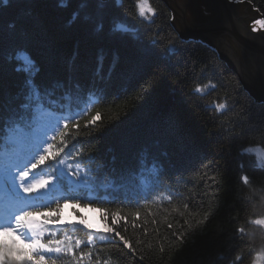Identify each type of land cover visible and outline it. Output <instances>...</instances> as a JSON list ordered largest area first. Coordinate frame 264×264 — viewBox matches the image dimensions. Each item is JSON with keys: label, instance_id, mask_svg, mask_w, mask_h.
Here are the masks:
<instances>
[{"label": "trees", "instance_id": "obj_1", "mask_svg": "<svg viewBox=\"0 0 264 264\" xmlns=\"http://www.w3.org/2000/svg\"><path fill=\"white\" fill-rule=\"evenodd\" d=\"M137 1L111 5L100 32L85 20L86 14L95 15V5L82 7L81 0H64L63 6L61 0H10L0 6V93L7 104L21 91L26 77L16 71L15 56L24 52L39 68L38 84L66 78L71 64L72 74L84 86L83 94L93 91L102 98L80 120L83 127L96 112L101 114L97 126L77 137L83 142L76 145L83 159L69 160L75 165L82 159V167L88 165L94 171L98 167L97 191L116 202L83 207L87 201H81L77 207L91 217L88 225L93 230L107 224L132 247L123 246L118 237L112 240V233H100L108 242L82 244L75 250L78 264H97V258L99 264H234L238 256L237 264H254L257 253H264V225L254 223L264 219V168L245 149H264V108H253L258 102L226 72L225 62L214 49L179 36L164 0H149L156 11L154 23L139 16ZM230 1L250 3L264 19V0ZM76 12L79 17L73 20ZM113 18L136 25L141 41L110 34ZM170 41L175 48L169 47ZM114 44L120 60L112 67ZM101 51L108 58L103 78L93 75ZM198 86L206 94L197 93ZM225 101L226 112L213 107ZM143 150L149 165L156 164L159 178L143 172L122 181V172L137 169ZM142 188L151 189L160 199L172 195L161 206L128 204L130 194H139L132 192ZM101 208L107 210V221ZM113 212L126 220L113 225ZM62 213L61 209L60 218ZM77 218L81 219L79 214ZM80 229L73 231V239L87 242V230ZM181 233L183 243L177 239ZM80 252L85 256L80 257ZM65 259L77 262L70 256Z\"/></svg>", "mask_w": 264, "mask_h": 264}, {"label": "snow or ice", "instance_id": "obj_2", "mask_svg": "<svg viewBox=\"0 0 264 264\" xmlns=\"http://www.w3.org/2000/svg\"><path fill=\"white\" fill-rule=\"evenodd\" d=\"M9 3L10 0H0V6ZM63 3L64 0H61L62 6ZM89 4L95 5V15L86 14L85 20L92 22L94 31L100 32L103 31L108 8L121 5L122 0H81L82 7ZM137 8L141 18H145L147 23H154L148 14L154 16L155 9L148 4V0H138ZM78 17V12L73 14V20ZM255 23L264 27V19ZM10 27L14 28V25ZM110 32L133 43H139L142 39L136 25L119 18H113ZM169 47L175 48V44L170 41ZM15 59L18 61L16 71L25 73L23 87L8 99L7 104L0 93V264H68L65 258L70 256L72 261H77L75 250L80 249L82 244L87 247L97 241L108 242V237L100 233H112V240L118 237L123 246L131 248L129 240L107 224L103 229L93 230L84 220L79 224L69 222L67 227L72 231L82 230L80 225L87 230V242L75 239L74 243L65 227H50L65 223L60 219L63 204L72 202L74 210L81 201H87L83 207L116 202L99 194L95 184L99 173L88 165L82 167L83 153L76 147L83 143L77 139L81 131L94 128L101 120V114L96 112L85 121L83 127L80 125V120L88 116L102 102V98L93 91H88L86 96L83 94L84 86L72 74L74 68L71 64L66 78H54L42 85L36 82L39 68L30 55L17 52ZM104 60L105 54L101 51L94 76L103 78ZM118 62L119 55L113 54L112 67ZM196 92L206 94L199 86ZM213 107L221 113L228 110L227 101L214 104ZM70 141L75 143L69 148ZM245 152L255 153L258 167L264 168V149L248 148ZM75 157L82 158L75 166L67 162L69 158ZM47 161L52 163L42 167ZM139 165L135 171L122 172L120 179H135L143 172H158L155 163L149 165L146 152L142 154ZM248 179L246 175L243 177L245 183ZM65 186H71L74 192L83 191L86 194L61 195ZM171 195L168 193L164 199H170ZM53 204L55 207H52ZM135 206H140L139 199L135 201ZM101 212L107 221V210L101 208ZM111 215L113 225L118 224L120 219L126 220L119 217L118 212ZM136 215L138 217L139 214ZM204 219L207 220V216ZM254 223L264 225V219H256ZM239 231L242 234L244 232L243 229ZM61 232L63 236L58 238ZM177 239L183 243L184 234L181 233ZM87 255L91 257V253ZM84 256L85 253L80 252V257ZM240 259L238 256L234 264ZM261 259H264V253H257L254 264H259Z\"/></svg>", "mask_w": 264, "mask_h": 264}, {"label": "water", "instance_id": "obj_3", "mask_svg": "<svg viewBox=\"0 0 264 264\" xmlns=\"http://www.w3.org/2000/svg\"><path fill=\"white\" fill-rule=\"evenodd\" d=\"M164 2L173 5L174 26L179 33L184 38L197 37L211 44L233 66L253 98L263 102L264 27L254 31L247 25L261 17L260 13L250 3L229 0L183 1V9L177 6V0Z\"/></svg>", "mask_w": 264, "mask_h": 264}, {"label": "bare ground", "instance_id": "obj_4", "mask_svg": "<svg viewBox=\"0 0 264 264\" xmlns=\"http://www.w3.org/2000/svg\"><path fill=\"white\" fill-rule=\"evenodd\" d=\"M230 1V0H229ZM167 4V3H166ZM169 7V6H168ZM152 8H153V6H152ZM154 9V8H153ZM170 9V8H169ZM171 11V10H170ZM155 15H156V11H155ZM154 15V16H155ZM154 16H153V18H154ZM262 17V16H261ZM144 19V18H143ZM145 20V19H144ZM153 20V19H152ZM251 21V20H250ZM175 29L178 31V29L176 28V26H175ZM108 32H109V30H108ZM110 34H112V33H110ZM178 34H179V36L180 37H183L180 33H179V31H178ZM195 39V40H197V41H199V42H202V43H204L202 40H199L197 37H189V38H184L183 37V39ZM120 43V42H119ZM118 44V43H117ZM204 44H206V45H208L207 43H204ZM116 46V44H114L113 45V50H112V52H111V56H110V60H112V55L113 54H117L118 53V50H117V48L115 47ZM209 46V45H208ZM211 47V46H210ZM212 48V47H211ZM213 49V48H212ZM215 50V49H214ZM216 51V50H215ZM217 53H218V56H219V58H221V60L223 61V62H225V64H226V66H227V68H226V72L227 73H229L230 75H231V77L233 78H235V79H238L239 81H240V83H241V85L243 86V88H244V90H245V92H247V93H249L251 96H252V94H251V92H250V90L248 89V87L246 86V84H244L243 82H242V80H241V78H240V76L238 75V73L235 71V69L233 68V66H231L222 56H221V54L218 52V51H216ZM14 56H15V53L13 54ZM106 60H108V58L106 59ZM106 60H104V62H106ZM120 60V59H119ZM232 73V74H231ZM229 75V76H230ZM233 75V76H232ZM233 78V79H234ZM193 86V85H192ZM172 88H173V85H172ZM171 88V89H172ZM174 90L173 91H175V88H173ZM178 90V89H177ZM264 102V101H263ZM155 125V124H154ZM156 126V125H155ZM211 147V145L209 146V148ZM212 148V147H211ZM251 148H254V149H263V148H260V147H251ZM145 152H147V150H143V153H145ZM251 155L252 156H255V158H256V154L255 153H251ZM256 161H257V158H256ZM47 162H52V161H47ZM46 162V163H47ZM139 162V161H138ZM72 164H73V162H71ZM74 165V164H73ZM139 164H138V167H137V169L139 168ZM91 167V166H90ZM93 168V167H92ZM95 168V171H97V168L98 167H94ZM128 171H131V170H127V171H124V172H128ZM154 176L155 177H157V178H159L158 176H157V174H154ZM154 177V179L157 181V179ZM140 192V193H139ZM132 193H139V194H130V201L132 202V203H128V204H131V205H134L135 206V201L136 200H140V206L139 207H142V206H144V205H147L146 203H154L155 205H158V206H161L160 205V203L161 202H163L164 201V199H160V197H158V195H157V193H155V192H153V191H151V190H147L146 191V189L145 188H142L141 189V191H140V189H138L136 192L135 191H133ZM150 194H151V197H150ZM121 195V194H120ZM127 195H129V194H127ZM121 196H125V194H122ZM150 197V198H149ZM145 199H146V201L147 202H145ZM171 201V200H170ZM70 205V206H69ZM135 207H137V206H135ZM138 207V208H139ZM62 211H63V216H62V218H60L63 222H65L63 225H56V226H50V227H65V226H67L68 224H69V222L71 223V224H73V223H75V221H74V219H72V217L71 216H74V214L75 215H77V214H79L80 215V218L82 219V220H84V223L85 224H88L89 223V221L91 220V217H89V216H87V215H83L81 212H80V210L78 209V207L76 206L75 207V209L73 210V204H70V203H66V204H63V207H62ZM70 215V216H69ZM71 217V218H70ZM75 217V216H74ZM80 227H83V225H80ZM65 230L68 232V234L69 235H71L72 236V238H73V231L72 230H70V231H68L66 228H65ZM74 241H75V238L73 239V243H74ZM82 246V245H81ZM68 264H71L70 262H68ZM76 264H77V262H76Z\"/></svg>", "mask_w": 264, "mask_h": 264}, {"label": "rangeland", "instance_id": "obj_5", "mask_svg": "<svg viewBox=\"0 0 264 264\" xmlns=\"http://www.w3.org/2000/svg\"><path fill=\"white\" fill-rule=\"evenodd\" d=\"M137 3H138V1H137ZM148 4L151 6V3H150V1L148 0ZM152 7V6H151ZM138 9V8H137ZM138 12H139V10H138ZM148 17L149 18H151V19H153V16H151V14H148ZM145 19V18H144ZM261 19H263L262 17H257V18H254V19H252L251 21H248V27L249 28H252V29H257V28H259L260 27V25H258V24H256L255 22L257 21V20H261ZM177 28V27H176ZM178 29V28H177ZM179 30V29H178ZM199 40H202L204 43H207L209 46H211L213 49H215L211 44H209L206 40H204V39H201V38H198ZM216 50V49H215ZM217 51V50H216ZM254 102H256L257 103V101L254 99ZM259 104H264V102H258V105L257 104H255L254 103V105H253V108H256V111H260L261 109L260 108H264V105H259ZM74 216L75 217H72V219H74V221L75 222H77V223H79L82 219H79V218H77V215H75L74 214ZM71 218V217H70Z\"/></svg>", "mask_w": 264, "mask_h": 264}, {"label": "flooded vegetation", "instance_id": "obj_6", "mask_svg": "<svg viewBox=\"0 0 264 264\" xmlns=\"http://www.w3.org/2000/svg\"><path fill=\"white\" fill-rule=\"evenodd\" d=\"M183 1H185V2H186V1H187V2H188V1L193 2V1H196V0H177V6H179V8H181V9L184 8V7H183L184 5H183V3H182ZM198 1H199V2H204V0H198ZM167 5H168L169 7H171V8H170V10H171V15H172V17L175 19L174 15H173V10H172V6H173V5H171V4H167ZM179 8H178V9L176 8V9L179 10ZM178 13H179V12H178ZM176 19L179 20V17H176ZM208 37H209L210 39L212 38V36H210V35H208ZM224 38H225V37H224ZM214 40H215L216 42H217V41L219 42L220 39H216V38H214Z\"/></svg>", "mask_w": 264, "mask_h": 264}]
</instances>
